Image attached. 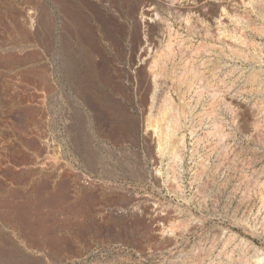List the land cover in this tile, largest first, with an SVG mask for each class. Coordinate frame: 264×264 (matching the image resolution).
I'll use <instances>...</instances> for the list:
<instances>
[{
	"label": "rangeland",
	"instance_id": "rangeland-1",
	"mask_svg": "<svg viewBox=\"0 0 264 264\" xmlns=\"http://www.w3.org/2000/svg\"><path fill=\"white\" fill-rule=\"evenodd\" d=\"M64 1L63 15L51 0H0V219L23 206L31 221L20 231L0 221V232L37 250L36 264H264V0ZM91 29L121 90L70 86L77 47L62 46ZM163 116L176 120L169 131ZM30 177L38 198H5ZM47 177L67 183L61 196L41 197Z\"/></svg>",
	"mask_w": 264,
	"mask_h": 264
},
{
	"label": "bare ground",
	"instance_id": "bare-ground-1",
	"mask_svg": "<svg viewBox=\"0 0 264 264\" xmlns=\"http://www.w3.org/2000/svg\"><path fill=\"white\" fill-rule=\"evenodd\" d=\"M59 1V2H58ZM73 1V0H72ZM102 1V0H101ZM242 1V0H241ZM247 1V0H246ZM250 1L251 0H249V3H250ZM255 1H257V0H255ZM254 0H253V2H255ZM65 1L64 0H51V3H52V6L55 8V10L56 11H58L59 12V14H61V13H63L61 10H60V8H59V5H58V3H62V4H65L64 3ZM77 2V1H76ZM83 2V1H82ZM252 2V1H251ZM258 2V1H257ZM70 3V2H69ZM243 3H244V1H243ZM256 3V2H255ZM72 4V3H71ZM90 4V3H89ZM179 4V3H178ZM257 4V3H256ZM84 5H86V4H84ZM174 5V4H173ZM200 5V4H199ZM199 5H193V8L192 9H196V8H198L199 7ZM245 5V4H244ZM248 4H246L245 6H247ZM62 6H66V5H62ZM80 6V5H79ZM259 6V5H258ZM258 6H256V7H258ZM188 7H190V6H188ZM250 7H251V5H250ZM249 7V8H250ZM73 8H74V5H73ZM80 8H82V5L80 6ZM86 8V7H85ZM89 8V7H88ZM245 8V7H244ZM264 8V7H263ZM245 9H247V8H245ZM254 9H255V7L252 9L253 11H254ZM78 10V9H77ZM93 10V9H92ZM258 10V9H257ZM257 10H255L256 12H257ZM261 10H264V9H261ZM146 11H152L151 9L150 10H146ZM248 11H249V9L247 10V11H245V12H247L248 13ZM67 12L68 11H66V14H67ZM70 12V11H69ZM102 12V11H101ZM148 12V13H149ZM263 12V11H262ZM74 13H75V11H74ZM65 13H63V15H64ZM251 14V13H250ZM249 14V15H250ZM258 14V13H257ZM78 15H79V19H82L83 18V14L81 13V12H79L78 13ZM156 15V14H155ZM249 15H248V18H249ZM155 17H157V16H155ZM77 18V17H76ZM91 19V18H90ZM145 19H147V18H145ZM150 19V18H149ZM148 19V20H149ZM234 19V18H233ZM241 19H243V18H241ZM246 19V18H245ZM255 19V18H254ZM72 20V19H71ZM74 20V19H73ZM84 20H87V18L86 17H84ZM235 20V19H234ZM237 20H240V19H237ZM247 20V19H246ZM76 21H77V19H76ZM82 21H83V19L81 20V23H82ZM99 21H100V23L101 24H99V25H102V28H103V33H102V36H107L108 37V35H110L111 37H112V39H111V37H110V41L111 42H113L114 40H115V38H116V34H113V33H111V31L109 32V30L107 31V30H105V26L107 25V19L105 18H103V17H101L100 15H99ZM110 21V20H109ZM151 21H153V20H151ZM87 22V21H86ZM148 22V21H147ZM240 21H238V25L240 24L239 23ZM246 22V21H245ZM76 23V22H75ZM80 23V24H81ZM242 23V22H241ZM79 24V23H78ZM84 24V23H83ZM88 25L90 24V23H87ZM139 24V23H138ZM248 24V23H247ZM250 24V23H249ZM82 25V24H81ZM112 25V24H111ZM243 25V24H242ZM64 26V25H63ZM108 26V25H107ZM149 26V25H148ZM196 26V25H195ZM244 26H245V24H244ZM92 26H90L89 28H91ZM99 27V26H98ZM101 27V26H100ZM76 28V27H75ZM78 29V28H77ZM76 29V30H77ZM84 29V28H83ZM108 29V28H107ZM168 29V28H167ZM236 29V28H235ZM88 30V29H87ZM90 30V29H89ZM88 30V31H89ZM93 29H91V31L88 33V36L87 37H85V35H84V37L85 38H81L80 37V35L78 34V33H76V31L75 30H73V33L72 32H70V40H68L67 42H65V45H64V43L62 44V45H64V46H62V48H64L63 50H65V52H70V50H71V48L73 47V46H76L77 48H76V53H75V56H73V65H71L72 66V77L71 78H75L76 79V81L75 82H72L71 83V88H73V89H75V90H79V91H84V92H88V93H94V95H95V93H97V91L98 90H100L101 88H110V90H112V89H122L123 88V84L121 85V84H119V83H116V82H113V81H111L110 80V76H111V74L115 71V73H116V69L114 68V66H113V62H110V60H108V58H109V56H110V51H109V49H107V46H106V44H104V43H102V42H100V38L102 37L101 35H95V33H94V31H92ZM81 31V30H80ZM84 31H85V29H84ZM83 31V32H84ZM102 30H100V32H101ZM253 31H254V29H253ZM68 32V31H67ZM118 32H120V31H118ZM169 32V31H168ZM210 32V31H209ZM238 32V31H237ZM258 32V31H257ZM80 33V32H79ZM86 33V34H87ZM243 33V32H242ZM68 34V33H67ZM72 34V35H71ZM84 34V33H83ZM83 34H82V37H83ZM263 34V33H262ZM239 36H240V34H239ZM65 37H67V36H65ZM122 37V36H121ZM211 37V36H210ZM224 37H225V35H224ZM63 38V37H62ZM209 38V37H208ZM234 38V37H233ZM109 39V38H108ZM170 39V38H169ZM222 39V38H221ZM107 40V39H106ZM185 40V39H184ZM237 40H239V39H237ZM108 41V40H107ZM240 41V40H239ZM238 41V43H240ZM241 41H243L242 39H241ZM115 42V41H114ZM117 42V41H116ZM143 42V40L141 41V43ZM176 42V41H175ZM178 42H179V40H178ZM178 42H177V44H178ZM182 42V41H181ZM228 42V41H227ZM140 43V44H141ZM144 43V42H143ZM155 43V42H154ZM153 43V44H154ZM170 43V42H169ZM244 43H246V42H244ZM149 45L150 46V48L152 47V46H154V45ZM171 44V43H170ZM170 44H169V46H170ZM236 44V43H235ZM234 44V45H235ZM243 44V43H242ZM257 44V43H256ZM145 45V44H144ZM181 45V44H180ZM238 45V44H237ZM240 45V44H239ZM247 45V43L245 44V46ZM248 45H250L251 46V44H248ZM247 45V46H248ZM52 46L53 47H55V42H54V40L52 41ZM142 46V45H141ZM168 46V48H170ZM199 46V45H198ZM240 46H242V45H240ZM244 46V47H245ZM143 47V46H142ZM144 47H147V46H144ZM178 47V46H177ZM217 47V46H216ZM186 48V47H185ZM215 48V47H214ZM218 48V47H217ZM229 48V47H228ZM239 48V47H238ZM248 48V47H247ZM52 49V48H51ZM142 49V48H141ZM144 49V48H143ZM148 49V48H147ZM250 49V48H249ZM150 50V49H149ZM153 50V49H152ZM173 50V49H172ZM184 50V49H183ZM186 50V49H185ZM216 50V49H215ZM222 49H220V51H221ZM229 50V49H228ZM233 50V49H232ZM231 50V51H232ZM236 51H237V49H235ZM244 50V49H243ZM248 50V49H247ZM255 50V49H254ZM51 51V50H50ZM144 51V50H143ZM159 51V50H158ZM163 51V50H162ZM166 50H164V52H165ZM194 51V50H193ZM197 51V50H196ZM235 51V52H236ZM238 51H242V50H238ZM150 52V51H149ZM154 52V51H153ZM152 52V53H153ZM191 52V51H190ZM260 52L261 51H259V54H260ZM139 53V52H138ZM186 53V52H185ZM237 53V52H236ZM235 53V55H236V57H238V55ZM255 53V52H254ZM254 53H252V54H254ZM74 54V53H73ZM174 54H175V52H174ZM195 54V53H194ZM241 54L242 53H240L239 55V57H241ZM244 54V53H243ZM245 54H247V53H245ZM262 54V53H261ZM260 54V55H261ZM153 55V54H152ZM164 55V54H163ZM167 55V54H166ZM188 55V54H187ZM223 55H225V54H223ZM159 56V55H158ZM174 56V55H173ZM216 56H218V54L216 55ZM232 56H234V55H232ZM245 56V55H244ZM244 56H242V57H244ZM257 56V55H256ZM262 56V55H261ZM112 57V56H111ZM152 57V56H151ZM150 57V53H147L146 55H145V57L143 58V60L145 61V60H147L148 59V61H149V58H151ZM161 57V56H160ZM183 57V56H182ZM252 57V56H251ZM263 58H264V56H262ZM97 58H99L100 60L99 61H101V63H102V65H101V63H100V65L98 66L97 65ZM245 58V57H244ZM65 59H66V57H65ZM128 59V58H127ZM152 59V58H151ZM167 59V58H166ZM182 59V58H181ZM247 59V58H246ZM251 59H253V63H254V65L256 64H259V63H261L262 61H261V58H259V57H255V59H254V57L253 58H251ZM125 60V59H124ZM143 60H142V62H143ZM183 60V59H182ZM112 61V60H111ZM153 61V60H152ZM155 61V60H154ZM162 61V60H161ZM167 61H169V60H167ZM156 65L157 64H160L161 62L159 61L158 63H156V62H154ZM153 63V64H154ZM164 63V62H163ZM172 63V62H171ZM70 64V63H69ZM136 64V63H135ZM250 64V63H249ZM262 64V63H261ZM149 65H151V64H149ZM156 65H154V66H156ZM161 66H162V64H160ZM166 65V64H165ZM165 65L163 66V67H165ZM263 65V64H262ZM159 66V65H158ZM146 67V66H145ZM153 67V66H152ZM260 67V66H259ZM190 68V67H189ZM262 68V67H261ZM264 68V67H263ZM153 69V68H152ZM165 69V68H164ZM163 69V70H164ZM256 69V68H255ZM68 70V69H67ZM150 71H151V69H149ZM156 70V69H155ZM161 70V69H160ZM163 70L162 71H160L161 73L163 72ZM258 70V69H257ZM113 71V72H112ZM239 71V70H238ZM252 71V70H251ZM250 71V72H251ZM258 71H260V70H258ZM258 71H256V72H258ZM51 72H53V71H51ZM68 72V71H67ZM118 72V71H117ZM120 72V71H119ZM173 72V71H172ZM197 72V71H196ZM195 72V73H196ZM260 72H263V71H260ZM66 73V72H65ZM114 73V74H115ZM160 73V74H161ZM232 73V72H231ZM248 73V72H247ZM264 73V72H263ZM83 74H85V79H80V76H82ZM152 74V73H151ZM150 74V75H151ZM183 74H184V72H183ZM198 74H200V73H198ZM210 74H212V73H210ZM242 74V73H241ZM251 74V73H250ZM249 74V75H250ZM113 75V74H112ZM116 75H118L117 73H116ZM155 75V74H154ZM162 75V74H161ZM171 75H172V73H171ZM185 75V74H184ZM253 75V74H252ZM258 75V74H257ZM257 75H255L254 74V76H256V78L258 77ZM113 76H115V75H113ZM129 76V75H128ZM155 76H158V74L156 73V75ZM183 76V75H182ZM230 76V75H229ZM242 76V75H241ZM83 77V76H82ZM161 78L162 76H158L157 78ZM169 77H170V75H169ZM173 76H171V78H172ZM177 77V76H176ZM200 77V76H199ZM238 77V76H237ZM149 78V77H148ZM152 78V77H151ZM157 78H154V80L156 81V80H158ZM164 78H166V77H164ZM163 78V79H164ZM197 78V77H196ZM206 78V77H205ZM255 77H253V79L255 80L256 79ZM259 78V77H258ZM261 78H263V77H261ZM260 78V79H261ZM111 79H112V76H111ZM150 79V78H149ZM203 79V78H202ZM244 79H248V78H244ZM162 80V79H161ZM167 80V79H166ZM178 80V79H177ZM198 80V79H197ZM243 80V79H242ZM249 80H250V78H249ZM254 80H250L251 81V83H253L254 82ZM257 80H259V79H257ZM71 81V80H70ZM159 81H160V79H159ZM164 81H165V79H164ZM179 81H180V78H179ZM188 81V80H187ZM199 81V80H198ZM249 81V82H250ZM263 81H264V79H263ZM149 82V81H148ZM157 82V81H156ZM173 82H175V81H173ZM246 82H248V81H246ZM258 82V81H257ZM152 83H154L155 85L154 86H156L157 85V83H160V82H157V83H155L154 81L153 82H151V86L153 85ZM186 83V82H185ZM192 83V82H191ZM197 83V82H196ZM198 83H200V82H198ZM256 83V82H255ZM255 83H253V84H255ZM259 83V82H258ZM150 84V83H149ZM148 84V85H149ZM162 81H161V85L160 84H158L159 85V87L160 86H162ZM203 84V83H202ZM260 84H261V82H260ZM165 85V84H164ZM180 85V84H179ZM200 85V84H199ZM218 85V84H217ZM222 85V84H221ZM220 85V86H221ZM263 85H264V83H263ZM187 86H188V84H187ZM190 86V85H189ZM191 86H193V85H191ZM195 86V85H194ZM208 86V85H207ZM257 86H258V84H257ZM260 86V85H259ZM157 87V86H156ZM155 87V88H156ZM200 87H203V86H200ZM212 87V86H211ZM127 88V87H126ZM154 88V89H155ZM161 88V87H160ZM189 88V87H188ZM216 88V87H215ZM129 89V88H128ZM127 89V90H128ZM145 88L143 87V90H144ZM147 89H148V87H147ZM149 89H150V87H149ZM153 89V88H152ZM158 89V88H157ZM157 89H155L156 90V92H158L157 91ZM190 89H191V87H190ZM206 89V88H205ZM259 88H257L256 90H258ZM136 90V89H135ZM206 90H208V92H210L211 90H209V89H206ZM216 90V89H215ZM255 90V89H254ZM116 90H114V92H115ZM249 91V90H248ZM112 92V91H111ZM196 92V91H195ZM215 92V91H214ZM214 92L212 93V94H214ZM220 92V91H219ZM255 92V91H254ZM128 94V93H127ZM195 94V93H194ZM209 94V93H208ZM211 94V93H210ZM176 95V94H175ZM201 95V94H200ZM256 95H257V97L259 98V100H260V104H261V108H260V110H262V111H264V89H261L260 91L258 90V92L256 93ZM152 96V95H151ZM212 96V95H211ZM253 96H254V94H253ZM166 97V96H165ZM165 97H164V99H165ZM215 97V96H214ZM213 97V98H214ZM256 97V98H257ZM145 98H147V97H145ZM184 98V97H183ZM164 99H162V100H164ZM105 100V99H104ZM155 100V99H154ZM156 100H158V99H156ZM170 100V99H169ZM192 99H190V101H191ZM213 100V99H212ZM258 100V99H257ZM218 101H219V99H218ZM155 103H156V101H154ZM212 102V101H211ZM259 102V101H258ZM144 103V102H143ZM142 103V104H143ZM152 103H153V101H152ZM213 103H215L214 101H213ZM213 103H212V105H213ZM99 104V103H98ZM164 104V103H163ZM259 104V103H258ZM152 105H155L154 103L152 104ZM152 105H150L151 107H152ZM167 105V104H166ZM165 105V106H166ZM215 105V104H214ZM229 105V104H228ZM255 105V104H254ZM149 106V107H150ZM158 106V105H157ZM260 106V105H259ZM148 107V108H149ZM154 107V106H153ZM175 107H177V106H175ZM209 107H210V105H209ZM155 108V107H154ZM154 108H152V109H154ZM174 108V107H173ZM173 108H171V110L173 109ZM213 108V107H212ZM258 108V107H257ZM259 109V108H258ZM258 109H256V110H258ZM157 110V109H156ZM155 110V111H156ZM167 110V109H166ZM182 110V109H181ZM212 110V109H211ZM210 110V111H211ZM217 110V109H216ZM159 111V110H158ZM168 112H169V110H167ZM190 111V110H189ZM231 111V110H230ZM259 111V110H258ZM258 111H257V113H258ZM163 112V111H162ZM174 112V111H173ZM156 113V112H155ZM170 113H172V112H170ZM184 113V112H183ZM234 113V112H233ZM119 114V113H118ZM157 114V113H156ZM166 114H169V113H166ZM174 114V113H173ZM172 114V115H173ZM210 114V113H209ZM212 114H213V112H212ZM263 114V113H262ZM214 115V114H213ZM259 115H261V113L259 114ZM121 116V115H120ZM169 116V115H168ZM168 116H163V124H164V126H165V128H168V130L166 129V131H169V129L170 128H172L173 126H174V123H175V121L176 120H174V121H172L171 122V119L170 118H172V117H169V118H167ZM186 116V115H185ZM177 117V116H176ZM175 117V118H176ZM209 117V116H208ZM207 117V118H208ZM210 117H212L211 116V114H210ZM177 119V118H176ZM215 119V118H214ZM159 120V119H158ZM178 120V119H177ZM213 120V119H212ZM161 121V120H160ZM159 121V122H160ZM179 122V121H178ZM215 122V121H214ZM216 122H218V121H216ZM207 123V122H206ZM213 123V122H212ZM219 123V122H218ZM218 123H214V124H216V125H218ZM221 123V122H220ZM163 124H162V127H164L163 126ZM173 125L172 127H171V125ZM175 124H177V123H175ZM179 124V123H178ZM212 125V124H211ZM216 125H214V126H216ZM175 126H177L178 127V125H175ZM220 126V125H219ZM161 127V126H160ZM161 127V128H162ZM207 127V126H206ZM257 127V126H256ZM165 128H162V129H164L162 132H165ZM180 128V127H179ZM179 128L176 130L177 132H178V130H179ZM189 128V127H188ZM176 129V128H175ZM216 130V129H215ZM160 131V130H159ZM172 131V129L170 130V132ZM169 132V133H170ZM173 132H174V130H173ZM173 132H171V133H173ZM190 132V131H189ZM168 133V132H167ZM171 133L170 134H168V135H171ZM175 133V132H174ZM173 133V134H174ZM216 133V132H215ZM217 133H219V132H217ZM159 134H160V132H159ZM162 134V133H161ZM165 135H163L164 137L163 138H167L168 137V135L166 134V133H164ZM211 134V133H210ZM213 134H214V131H213ZM167 135V136H166ZM175 136V135H174ZM173 136V138H177V139H179L178 137H174ZM216 136V135H215ZM219 136V135H218ZM220 136H221V134H220ZM219 136V137H220ZM222 137V136H221ZM223 137H224V135H223ZM162 138V137H161ZM160 138V139H161ZM172 137H171V139L172 140H174ZM168 140L167 141H169V139L170 138H167ZM170 139V140H171ZM164 140V139H163ZM176 140V139H175ZM219 140H221V139H219ZM165 141H166V139H165ZM179 141V140H178ZM223 141V140H222ZM173 142V141H172ZM176 142H177V140H176ZM175 141L173 142V144L174 143H176ZM218 142V141H217ZM220 142V141H219ZM163 143H165V142H163ZM169 143H171L170 141H169ZM182 144V143H181ZM179 145H180V142H179ZM225 146V145H224ZM167 147V146H166ZM163 148H165V147H163ZM170 149H171V147H170ZM224 149V148H223ZM166 150V149H165ZM164 150V151H165ZM173 150L174 151H172V152H174L175 154H176V152L179 150L178 149V145L177 144H175L174 146H173ZM180 151V150H179ZM212 151V150H211ZM214 151V150H213ZM221 152H222V150H221ZM225 152V151H224ZM152 153V152H151ZM178 153V152H177ZM181 153V152H180ZM172 154V153H171ZM179 154V153H178ZM177 154V155H178ZM172 155H174V154H172ZM177 155H176V157H177ZM172 158H174V157H172ZM178 158H180V157H178ZM200 159V158H199ZM198 159V160H199ZM202 159V158H201ZM171 161H172V159H171ZM203 161L201 160V163H202ZM200 163V165L202 166V164H204V163H206V162H204V163H202L201 164ZM222 164V163H221ZM175 165V164H174ZM245 165V164H244ZM203 167H204V165H203ZM202 167V168H203ZM201 168V167H200ZM201 168V169H202ZM204 170L206 169V168H203ZM158 170V169H157ZM203 170V171H204ZM167 172V171H166ZM201 172V171H200ZM173 173V172H172ZM158 175V174H157ZM174 175V174H173ZM157 177V176H156ZM175 178V177H174ZM246 179V178H245ZM253 179V178H252ZM247 180V179H246ZM169 187V186H168ZM255 187V186H254ZM250 188V187H249ZM248 190H250V189H248ZM194 221V220H193ZM191 225V224H190ZM191 227H192V225H191ZM170 228V227H169ZM187 229V228H186ZM185 230V229H184ZM186 231V230H185ZM168 233V232H167ZM179 234V233H178ZM183 235H184V233H183ZM175 236V235H174ZM185 237V236H184ZM176 240H177V238H176ZM181 240V239H180ZM179 241V240H178ZM195 253V252H194ZM202 253V252H201ZM184 258V257H183ZM174 261V260H173ZM185 263V262H184ZM201 263V262H200Z\"/></svg>",
	"mask_w": 264,
	"mask_h": 264
},
{
	"label": "crops",
	"instance_id": "crops-1",
	"mask_svg": "<svg viewBox=\"0 0 264 264\" xmlns=\"http://www.w3.org/2000/svg\"><path fill=\"white\" fill-rule=\"evenodd\" d=\"M10 173L18 174L16 171H13L12 169H7ZM48 178V177H47ZM53 178V177H52ZM12 181L13 185L20 186L21 183V177L19 175H15L13 177L9 178ZM50 177L47 179V187L44 188V193L41 194V197L45 199V197H54V193L56 191V196H61L63 194L64 189L67 188V183L62 180L52 181L50 185L49 181ZM54 179V178H53ZM48 184L50 186H48ZM29 186L28 189H21V188H14V189H6L4 192V196L6 199H12V200H26V199H32L33 197L36 199L38 198V187L37 182H32V177H30V182L27 184ZM33 186V187H32ZM51 193H50V191ZM23 206L19 207V209L16 210H7L6 212L8 214L13 213V216H6L0 219V221L5 224L6 227L13 228L15 230H22V228L26 227L25 224L31 223L29 218L24 217L22 214L27 212L26 209H22ZM20 223L19 225H17ZM20 238L26 235H23L19 232ZM25 243L28 247L37 246V243L32 241L31 238L25 237ZM39 253L37 250H28L23 252L21 249V245L15 241V239L5 233L0 232V254L1 255V262L2 264H36L37 260L33 257V253Z\"/></svg>",
	"mask_w": 264,
	"mask_h": 264
}]
</instances>
